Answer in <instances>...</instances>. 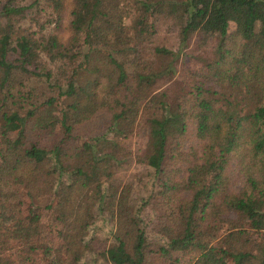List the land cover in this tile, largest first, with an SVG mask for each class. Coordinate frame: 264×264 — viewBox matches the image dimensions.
Instances as JSON below:
<instances>
[{
    "label": "trees",
    "instance_id": "16d2710c",
    "mask_svg": "<svg viewBox=\"0 0 264 264\" xmlns=\"http://www.w3.org/2000/svg\"><path fill=\"white\" fill-rule=\"evenodd\" d=\"M140 6L152 22L160 15L176 27L177 49L155 46L156 54L176 57L191 39L199 47L218 37L222 45L229 23L242 40L241 48L238 53L224 49L196 70L200 78L191 85L189 96L173 101L165 88L157 87L150 95L144 92L163 72L151 69L133 44L126 51L95 47L102 39L124 34L122 14L104 0H32L26 5L0 0V264H16L4 255L9 239L23 238L30 230L44 233L29 221L9 225L3 221L15 201L11 191L27 200L25 207L30 212L32 201L48 188L54 190L51 198L59 203L53 212L61 233L59 238L51 236L60 240L56 250H42V264H63L59 256L64 250L71 259L80 253L82 240L75 237L83 232L85 223L78 222L85 220L93 206L110 213L115 208L122 219L113 233L116 243L100 252L110 264H264V0H141ZM31 11L33 18H29ZM65 15L67 34L63 37L60 26ZM27 19L31 23L23 27ZM81 33H90L92 38L83 53L76 47ZM96 52L111 68L106 79L86 68L85 58ZM133 54L136 56L127 58ZM79 56L83 60L78 61ZM228 57H232L233 73L221 65ZM75 61L65 90L59 92L53 68L59 71L65 63ZM128 63L136 67L131 70ZM80 70L93 79L78 84ZM25 74L42 76L56 85L58 94L70 96L73 104L68 107L76 123L104 107L110 112L121 108L108 125L117 133L131 131L135 122L144 124L146 143L135 161L147 166L157 181L156 207L160 211L154 230L160 234V243L150 238L140 217L148 200L137 206L129 201L127 186L119 190L109 182L110 168L121 162L117 144L100 155L92 152L94 162L88 168L85 164L70 166L59 144L23 147L18 141L26 117L33 112L27 110L20 116L8 109L9 104L20 107L25 100L20 90ZM67 111L58 122L61 141L70 137ZM188 120L199 143L184 150L180 138ZM9 131L17 143L6 138ZM91 146L82 143L77 155ZM231 160L241 176V188L236 192L229 188ZM79 190L84 194L74 203L72 193ZM70 213L76 215L74 224H69ZM238 218L246 228L232 226ZM129 231L133 242L128 251L123 236Z\"/></svg>",
    "mask_w": 264,
    "mask_h": 264
},
{
    "label": "rangeland",
    "instance_id": "374dc122",
    "mask_svg": "<svg viewBox=\"0 0 264 264\" xmlns=\"http://www.w3.org/2000/svg\"><path fill=\"white\" fill-rule=\"evenodd\" d=\"M32 0H17L21 5H26ZM141 0H104V3L108 7H115L122 14L121 23L123 25L124 34L120 37L109 36L96 42L94 45L96 48H102L110 50L115 47V50H125L129 44H133L137 50L138 55L142 56L148 64V66L160 72L162 75L158 77L154 84L149 85L147 92L151 94V90L167 89L169 100H175L179 96H189V90L195 80L199 79L198 70L203 65H206L217 58V56L224 49H232L233 52L238 53L241 48L242 40L235 36L234 25L229 23L228 36L223 40L220 45L218 37L210 38L204 45L196 46L191 39L188 46L181 50L177 56H164L154 53L153 48L155 46H164L172 51L177 49L176 41V27L171 25L167 18L159 17L156 22H152L151 16L145 14L144 10L140 6ZM31 11L33 18L34 14ZM42 14V13H41ZM41 14L39 20L41 19ZM36 17V16H35ZM66 15L64 17V23L60 26V32L63 37L67 34L66 29ZM42 20H40L41 22ZM31 20H25L23 27L30 24ZM149 24H152V28L149 29ZM36 26V25H34ZM91 34L81 33L78 37L76 47L81 48V53L86 50L88 43L91 42ZM221 50L219 52V48ZM129 55L131 59L134 55ZM229 59V61L227 60ZM232 57L225 59L222 67L228 68L229 73H233L234 68L231 66ZM83 60L81 56L78 57V61ZM86 60V68L88 71H95L100 74V77L106 79L111 75V68L109 64L104 61V56L100 53H92ZM75 62H68L64 64V67L57 71L53 68V75L57 79V83L60 84L59 92H62L66 88L68 77ZM127 68L131 70L136 67L132 63ZM196 71V73H195ZM198 74V76L196 75ZM14 78H19L18 73H11ZM76 79V78H75ZM93 79L92 74H88L86 70H80L77 75V83L82 84L87 80ZM75 81V80H74ZM75 81V84H76ZM42 76H33L30 74L22 75L20 90L25 96L24 102L20 107H15L12 104L8 111H16L18 115L25 116L27 110H32V116L26 117L23 130L19 135L18 141H21L23 147L30 144H36L41 147L50 148L54 144L62 146L67 154V163L72 165L85 164L90 168L92 166L91 159L92 152H96V155L109 152L113 149V144H117L115 148L118 152L119 166L113 165L110 170L113 174L109 179V182L117 184V189L120 190L122 186H127L129 189V201L137 206L142 203L141 200L146 199L148 202L143 205L140 210V217L143 220L145 230L151 239L160 243V234L156 233L154 226L157 221V214L159 209L156 207L157 200V181L152 177L151 170L144 164L137 163L135 161L136 155L141 154L144 151L146 143L145 131L142 129L143 123L136 122L133 124L131 131L117 133L113 129L109 128L112 115L118 112L121 108L110 112L104 107L96 109L90 118L75 122L74 117L71 115V107L68 105L73 104V100L70 96L58 94V88L56 85H50ZM77 85V84H76ZM217 90L220 88L216 87ZM236 89L232 90V94L236 93ZM230 91H228L229 93ZM227 93V94H228ZM69 110V112L67 111ZM67 111L66 124L70 129V137L64 141H61L62 129L59 126V120L62 113ZM187 129L184 135L180 138V146L187 150L196 146L199 140L194 135L193 124L190 120L187 121ZM16 132V131H14ZM6 138L12 140V143H17V140L13 138V131H9ZM17 141V142H14ZM84 143L92 144L91 148H86L84 153L77 155L80 145ZM92 148L95 151H92ZM123 161V162H122ZM45 171V167L43 168ZM227 174L230 179L229 188L231 191H238L241 188V176L239 169L234 160H231L227 167ZM113 177V179H112ZM45 181L40 184H44ZM54 190L48 188V192L43 196L34 199L32 201V210L29 212L26 210L27 200L21 195H16L17 191H11V197L15 200L10 204L9 209L6 211L4 222L6 224H13L15 221L23 220L29 221L34 225L44 230V233L37 234L35 231L30 230L29 234L23 238L9 239L8 244L5 245L4 255L10 260L13 259L16 264H42L44 259L42 250L46 247L56 250L59 239H53L51 236L59 238L60 235V222L55 219L56 212H53L57 208L59 203H56L52 199ZM84 194L79 190L72 193V202L78 201L80 195ZM25 202V205L22 203ZM29 205V204H28ZM37 206V207H34ZM69 206H67V209ZM15 216L13 217L12 215ZM81 214V213H80ZM117 211L114 208L110 213L108 210H98L96 206L91 208L89 214L85 215V223L83 232L79 233L77 237L82 240L83 249L80 253L74 255L73 263L72 255L65 250L60 254L59 261L63 264H110L101 255V249H104L114 243L113 233L115 229L121 225L122 219L117 217ZM76 215L70 213V223L74 224ZM232 226H241L246 228V223L238 218L232 221ZM249 231V230H248ZM126 233V232H125ZM250 234L253 232L250 231ZM123 239L127 243L128 251L133 240V233L129 231L127 235L123 236ZM58 240V241H57ZM130 246V247H129ZM78 255V256H76Z\"/></svg>",
    "mask_w": 264,
    "mask_h": 264
}]
</instances>
